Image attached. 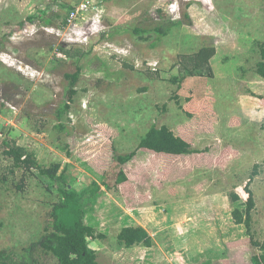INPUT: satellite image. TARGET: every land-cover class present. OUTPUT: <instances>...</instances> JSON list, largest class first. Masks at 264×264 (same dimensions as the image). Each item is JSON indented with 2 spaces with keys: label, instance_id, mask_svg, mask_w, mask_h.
Here are the masks:
<instances>
[{
  "label": "rangeland",
  "instance_id": "obj_1",
  "mask_svg": "<svg viewBox=\"0 0 264 264\" xmlns=\"http://www.w3.org/2000/svg\"><path fill=\"white\" fill-rule=\"evenodd\" d=\"M260 43L264 0H0V251L19 254L36 241L59 199L37 171L13 167L4 139L42 167L59 163L58 174L81 192L99 181L113 154L132 151L152 126H166L203 153L167 159L141 152L126 166L127 182L103 191L84 218L104 236L88 240L97 263L248 264L264 254ZM206 47L214 52L212 77L173 82L182 57ZM76 70L75 94L58 118L64 74ZM187 100H204L211 112L187 116ZM254 165L250 235L261 250L233 224L229 197L245 201ZM129 226L144 228L152 247L118 243Z\"/></svg>",
  "mask_w": 264,
  "mask_h": 264
},
{
  "label": "trees",
  "instance_id": "obj_2",
  "mask_svg": "<svg viewBox=\"0 0 264 264\" xmlns=\"http://www.w3.org/2000/svg\"><path fill=\"white\" fill-rule=\"evenodd\" d=\"M66 8L69 16L73 8ZM39 15L42 18L44 12H39ZM66 20L62 27L66 25ZM28 21H32V18H28ZM43 22L47 25L51 24L49 19H44ZM172 23L174 24V22ZM19 25L21 26V24ZM156 31L164 34L161 30L157 29ZM134 33L141 34L144 31L135 29ZM258 49L261 61L257 64V71L261 77H264V43L258 44ZM63 52L62 48H58V53L64 54ZM213 53V48L206 47L194 55L183 56V70L180 76L174 77L172 81L180 83L190 77H212V70L208 61ZM65 54V57L70 56L69 52H65ZM80 56V53L76 55V57ZM78 75L79 70L72 74H64V79L68 81V90L66 103L56 113L58 118L69 110V104L75 94L74 86ZM187 102V109L184 110L187 116L199 111L205 112V114L209 113L208 111L211 112L210 105L204 100L199 103H194L193 100H187ZM2 144L3 155L11 160L14 168L37 171L42 183L48 186V190H51L49 185L52 183L57 186L56 191L59 199L51 206L48 222L39 238L23 248L19 254L0 251V264H46V259H52L55 264H98L95 251L89 247L88 240L102 239L104 236L97 234L93 228L87 226L84 218L103 191L117 190L119 186L127 182L126 166L134 161L141 152L167 159H180V157L203 153L201 150L191 149V143L184 136L175 134L166 126H152L140 138L132 151L120 155L113 154L110 167L98 176L99 181L91 180L84 190L78 192L67 185L68 178L64 171L58 174L59 163L42 167L35 161L32 154L26 153L23 148L6 139L3 140ZM257 168V165L253 166L248 182L243 188L247 195L245 201L241 203L236 194H230L229 197L233 207L231 211L233 224L243 226L250 246L258 247L261 250L262 246L250 235L255 201L249 186L252 178L257 175ZM117 241L125 248H131L135 245L151 248L153 245L148 232L141 226L122 228L117 234ZM223 264L227 263L224 261ZM248 264H264V254L251 256Z\"/></svg>",
  "mask_w": 264,
  "mask_h": 264
},
{
  "label": "built area",
  "instance_id": "obj_3",
  "mask_svg": "<svg viewBox=\"0 0 264 264\" xmlns=\"http://www.w3.org/2000/svg\"><path fill=\"white\" fill-rule=\"evenodd\" d=\"M70 17V16H69Z\"/></svg>",
  "mask_w": 264,
  "mask_h": 264
}]
</instances>
